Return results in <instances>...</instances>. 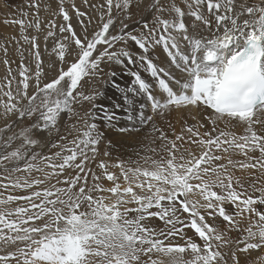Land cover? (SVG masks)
Here are the masks:
<instances>
[{"label":"snow or ice","instance_id":"snow-or-ice-1","mask_svg":"<svg viewBox=\"0 0 264 264\" xmlns=\"http://www.w3.org/2000/svg\"><path fill=\"white\" fill-rule=\"evenodd\" d=\"M182 2L82 0L89 11L71 5L78 33L58 0L50 15L63 23H46V66L38 36L27 34L42 30L43 0H28L32 19L21 12L3 21L19 26V38L0 43V264H264V0ZM12 41L18 64L7 58ZM157 46L178 76L151 60ZM137 59L152 82L133 73L130 91L146 97L152 115L131 107L132 129L120 131H134V121L150 124L159 147L148 151L159 158L97 162L103 137L96 116L76 106L95 109L99 93L84 85L103 62ZM45 67L55 74L42 82ZM181 110L195 123L179 133L169 123L170 136L154 121ZM65 116L74 119L70 126L60 123ZM103 119L113 124L117 113ZM217 217L222 228L209 223Z\"/></svg>","mask_w":264,"mask_h":264},{"label":"rangeland","instance_id":"rangeland-1","mask_svg":"<svg viewBox=\"0 0 264 264\" xmlns=\"http://www.w3.org/2000/svg\"><path fill=\"white\" fill-rule=\"evenodd\" d=\"M179 1L181 3H183L182 0H176V2H179ZM45 4H47L49 6V14H48V12L43 11V7H44ZM72 4H75L76 7L80 8L82 11H89V10L82 4V0H65V7L68 9L70 15H72L73 27L76 29V31L78 33H81L80 25L77 23V17L75 16L74 12L71 9V5ZM7 7L11 8V10L7 9L8 10V14L3 15V16L0 15V43H5L11 37H16L17 39L19 38V26L18 25H6V24L3 23V21L5 19H19V18H23L20 15L21 12H28L29 13L28 19H32L31 13L34 11L33 9L28 7V0H8L7 1ZM53 10L58 11V0H43V3L41 5V12H40V17H41V20H42V30H41L40 33H35L34 30H29V32L27 33L28 35H37L38 36V38H39L38 42L40 44V51H41L42 58H43L45 66L52 62V57L49 55L48 51H45V47H46V45H45L46 23L43 20V18L46 17L47 15H49L50 20L55 19L57 24L63 23L61 18H59V17L56 18V17H53V16L50 15V12L53 11ZM138 18H139V15H137L136 19H138ZM127 23H129V27L130 28L137 27V25L134 22L128 21ZM95 29H96V22L94 20L93 23L88 28L89 35H91ZM117 31H118V29H117ZM131 43L132 42H129V44H131ZM22 46H23V48H28L29 47L28 45H22ZM121 46H123V45H117V50ZM51 47H52V42H51V40H49L47 42V48L50 50ZM98 47L102 48L103 46L101 45V46H98ZM26 55H27V53H26ZM4 58H5L4 57V53L0 52V78H3L6 75V66L3 64V59ZM7 58L10 61H16V64L19 63L20 57H19V54L16 52V45H15L14 41H12L8 45V56H7ZM69 59H71V57H69ZM25 62L27 63L28 61H25ZM16 64H12V68H13L14 71H15V68H16ZM136 66H137V63L136 64H125L123 66V68H124V71H126V72H127V68L128 69H134L132 72H135V71L138 70V67H136ZM101 67L103 68V72L98 77L91 78L90 80H89V78H85L86 80H89V82L85 83L84 91H86L87 93H92V92H98L99 93V95H97V98H96V100L93 103H95L97 108L101 107V110L105 109V108L108 109V106H111L114 103V100L116 102L119 101V103L121 104L120 105L121 109L128 110L129 108L123 106L122 102L120 100L116 99V98L117 97L122 98V100L127 101L128 105L130 103H134L138 98L140 99L139 94H137V93H135L133 91H130L134 87V77L132 75L133 73L131 72L129 74V83H127V82L125 83V82L119 80L120 77L125 72L120 70V69H118L116 67L115 63L103 62L101 64ZM112 73H114L115 75H112ZM54 74L55 73H54L53 70H49V69H47V67H45V77L42 78V82H44L45 80H50ZM110 87L112 89H111V91H108V89H110ZM29 92L30 93L32 92L31 88L29 89ZM99 100L100 101L102 100L104 102H99ZM146 105L144 107V104H143V107H142L141 104L140 105L136 104V109H138L139 111H143L146 115H152V113H151V111L149 109L150 106H149L148 102H146ZM139 106H141L142 108H140ZM76 107H77V110L81 113V115H83V113L85 111H92L94 113L95 109H96V108L93 109L92 108V104H90L88 102H84L82 105H77ZM125 117H126V119H124V120H127V116H123V118H125ZM154 121L157 124V126H160V127L164 128L168 132V134L170 136H171L172 129H170L168 127L169 123L172 124V126L174 127V129L176 130L177 133H179V131L181 129V127L176 126L175 123H173L172 121H169V120H157L154 117ZM72 122H74V119L70 121V120H68L67 116H65L64 119H62L60 123L62 125L70 126V124ZM97 129L99 130L98 126H97ZM63 130L66 132L67 131V127H65ZM73 135H75V133ZM114 136L117 137V136H121V135L116 134ZM127 139L128 138L126 137V143L127 144L129 142H130L129 144L130 145L133 144V146H134V144H136L135 140H133L132 137H131L132 140L130 138L128 140ZM151 143L152 142H150L149 144H151ZM126 145H125V147H126ZM140 145L143 148V145L142 144H140ZM140 145H138V146H140ZM145 150L146 149H144V151ZM52 151L54 152L56 150L53 149ZM101 151H99L100 155L97 157V162H98L99 159H104L103 158V154H102ZM45 152L47 153V149L45 150ZM145 152L147 153V151H145ZM235 158L236 159H240V157H235ZM90 167L92 168V170L94 172H99L100 171L99 169L96 168L95 164H90ZM113 171L117 172V173L119 172L118 169H113ZM67 174L68 173H65V175H67ZM237 175H241V173L237 172ZM242 179L245 182H247L248 178L246 176H242ZM54 182H55V180H53V183ZM104 183H105V185L110 186V182L105 181ZM250 191H251V189H250ZM16 194H22V193H20L18 191ZM151 222H152V224L154 226H160V221H158L156 219H153ZM214 222H218V224L220 226H222V225L224 226V224H225V222H223L222 219L219 218V217H217L215 220H211V219L209 220V223H214ZM233 232L237 236V233L235 231H233ZM188 234L192 235V232L189 231ZM256 258H257L256 253H253L252 257H250L249 259H256Z\"/></svg>","mask_w":264,"mask_h":264},{"label":"bare ground","instance_id":"bare-ground-1","mask_svg":"<svg viewBox=\"0 0 264 264\" xmlns=\"http://www.w3.org/2000/svg\"><path fill=\"white\" fill-rule=\"evenodd\" d=\"M7 1L8 0H0V15H2V16L8 14V10L7 9L11 10L10 7H7ZM177 3L181 7H184L183 3H181L180 1L177 2ZM48 14H49V12H48ZM187 19L191 20L190 17L187 18ZM43 20L45 21V23H47V21L50 20L49 15L44 17ZM128 49L133 53L134 56H138L139 53H140V50L138 48H136V46L133 43L128 44ZM149 55H150L151 60L158 67L165 68L167 71L172 73V75H174V76H178L179 75L178 70L175 69L174 66L171 65V63L169 61V58L167 57V54L164 52L162 47L157 46V47L151 49ZM136 63H137L136 67H138V70L135 71V72H132L134 69H128V68H127V72H126V71H124V68H123V66L125 64L124 65L116 64V67L118 69H120V70L125 72L120 77L119 80L123 81L125 83L126 82L129 83V74L132 72V73L141 75V77L143 79H145L146 81L151 83L152 82V77L150 76V73L145 70V67L140 63V61L138 59H137ZM111 89L112 88L110 87V89H108V91H111ZM153 91L154 92H158V89L154 88ZM139 97H140V99L139 98L137 100L135 99L136 101L134 103H130L129 105L127 104V101L122 100V98H120V97H117L116 99L120 100L122 102L123 106L128 107V108L135 107V109H136V104L137 105L141 104L142 107H143V104H144V107H145L146 102H148V101H146V97L143 96L142 94H139ZM158 98H159V96H158ZM99 102H104V101H102V100L100 101L99 100ZM120 105L121 104L119 103V101L116 102L114 100V103L111 106H108V109L105 108V109L101 110V107H98V108L96 107L95 112H94V115L96 116V119H95L94 122L99 127V131L101 132L102 137H103L102 143L98 146L99 151L102 150L101 151L102 154H103V152L105 150L110 152V157H104L103 156V158L105 160H108L110 163L117 162L118 160L128 161L129 159H136V158H138L137 154H139V153H140L139 154L140 156H144L146 154V155H152V156H154V158H159L158 154H153V153L148 151V149L151 148V147H156V148L159 147V142H156L155 144H153V143L149 144L150 142L153 141L152 127H151L150 124L145 123L144 125H141V124H139L138 121H134V123L136 124V128H135L134 131H127V132L120 131L122 126L126 125L128 127V129H130V130L132 129V126H133V122L130 123L127 120H124V119H126V117L123 118V116H127V110L121 109ZM141 106H139V107L142 108ZM113 111H115L117 113V120L113 124H109L106 120L103 119V117H104L105 113H111ZM136 111L139 112L138 109H136ZM150 111H151V109H150ZM155 119H157V120H169V121H172L173 123H175V125L179 126V127H182L185 124V122H187L189 124L195 123V121H193L191 119V117L188 115V111L187 110L172 111V112L166 114V116L163 117V118L155 117ZM235 131L239 134L242 130L240 128H236ZM116 134L121 135V136H117V137L114 136ZM126 137L128 139L129 138L131 139V137H132L133 140H135L136 144H134V146H133V144L130 145L129 144L130 142H129L128 143L130 145L129 146L126 143ZM140 144L143 145V148L141 147ZM125 145H126V147H125ZM138 145H140V146H138ZM144 149H146L145 151H147V153L144 151ZM106 186H108V185H106ZM214 224H216L217 227H220V228L223 227V225L220 226L218 224V222H214ZM229 235L232 236L233 238L236 237V234L233 231L230 232ZM262 254H264V253H262Z\"/></svg>","mask_w":264,"mask_h":264}]
</instances>
